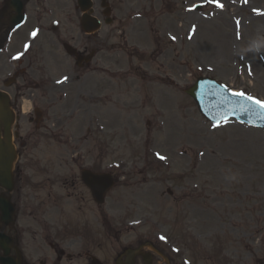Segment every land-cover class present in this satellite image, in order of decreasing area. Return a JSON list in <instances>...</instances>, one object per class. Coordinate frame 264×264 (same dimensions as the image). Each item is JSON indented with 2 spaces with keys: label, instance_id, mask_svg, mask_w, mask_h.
Returning a JSON list of instances; mask_svg holds the SVG:
<instances>
[{
  "label": "rangeland",
  "instance_id": "1",
  "mask_svg": "<svg viewBox=\"0 0 264 264\" xmlns=\"http://www.w3.org/2000/svg\"><path fill=\"white\" fill-rule=\"evenodd\" d=\"M221 1L224 9H212V13L205 8V0H111L116 22L104 27L100 35L111 30L106 45L116 52L110 49L98 56L103 63L99 59L102 68L97 67L95 73L82 68L76 82L70 79L64 86L48 89L49 113L54 114L44 112L39 130L23 128L19 133L30 132L25 148L31 150L37 142L35 147L42 146L43 154L31 152L45 163L57 153L64 154L58 170L65 174H77L78 163L67 159L72 152L67 148H75L84 154L85 160L80 161L94 159L103 167L112 165L125 177L101 209L87 196L75 203L79 212L86 213L79 217L74 201L66 198L65 193L72 190L65 183L66 192L43 183V223L49 219L72 231L90 228L84 230L87 235L98 230L111 246L118 243L119 248L126 240L161 242L171 256L189 264H227L224 252L234 261L229 264H264V135L233 122L210 126L185 94L197 76L206 75L264 102V40L252 29L261 21L256 18L261 15L253 11H264V0ZM194 4H202L200 10L187 9ZM233 22L248 27L239 29L240 41L234 37ZM215 32L225 35L222 51H218L217 36H209ZM168 35H173L172 40ZM48 36L46 45L53 55L49 52L47 64L57 78L72 68V60L61 53L52 34ZM231 40L240 43L239 49ZM94 60L91 68L98 64ZM30 62L37 68L35 60ZM46 83L50 85L51 80ZM62 88L72 97L80 96L81 109L74 111L78 117L75 128L66 116L58 119L62 112L55 97ZM31 93L35 100L41 99L39 91ZM98 100L115 105L102 114L100 106L90 108ZM97 112L103 122L93 121L97 127L105 126V132L92 135L85 124ZM24 127L32 130L31 125ZM54 130L63 132L54 134ZM66 133L70 140L64 137ZM168 189L173 192L170 199ZM60 194L62 203L55 207ZM98 212L110 213L107 219L127 232L101 231ZM33 213L39 219V211ZM151 213L155 215L145 217ZM43 231L49 240L51 232ZM70 234L67 231L64 237L70 238ZM106 250L110 252V248ZM62 264L73 263L66 260Z\"/></svg>",
  "mask_w": 264,
  "mask_h": 264
},
{
  "label": "bare ground",
  "instance_id": "2",
  "mask_svg": "<svg viewBox=\"0 0 264 264\" xmlns=\"http://www.w3.org/2000/svg\"><path fill=\"white\" fill-rule=\"evenodd\" d=\"M262 20L263 21H261V23H260V25L258 26V28L256 29L257 31V33L259 32V30L262 28V27H264V18H262ZM213 35H215V36H217V40H218V42H217V47H218V51H222L224 48H223V42L221 41V38L222 39H224V41H225V35H219L218 33H211V34H209V36H210V38L213 36ZM228 40H229V38H228ZM225 43H226V41H225Z\"/></svg>",
  "mask_w": 264,
  "mask_h": 264
},
{
  "label": "snow or ice",
  "instance_id": "3",
  "mask_svg": "<svg viewBox=\"0 0 264 264\" xmlns=\"http://www.w3.org/2000/svg\"><path fill=\"white\" fill-rule=\"evenodd\" d=\"M217 6L222 7V5H219V4H218V0H217ZM33 35H35V32L33 33ZM236 95H241V96H243L244 94H243V93H237ZM248 99H249V100H253V97H250V96H249ZM253 102L256 103L257 105H260L261 107H264V102L260 101L259 99H255ZM161 158H163V157H161Z\"/></svg>",
  "mask_w": 264,
  "mask_h": 264
},
{
  "label": "water",
  "instance_id": "4",
  "mask_svg": "<svg viewBox=\"0 0 264 264\" xmlns=\"http://www.w3.org/2000/svg\"><path fill=\"white\" fill-rule=\"evenodd\" d=\"M189 93L192 94L193 96H195L197 98V100L199 101V103H201V89L200 88H198L197 90H190ZM3 263H4V261H3Z\"/></svg>",
  "mask_w": 264,
  "mask_h": 264
}]
</instances>
